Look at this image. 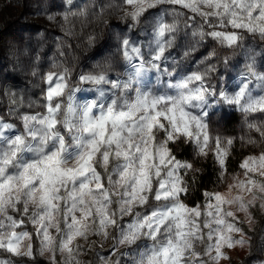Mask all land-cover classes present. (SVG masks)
Masks as SVG:
<instances>
[{
    "label": "snow or ice",
    "instance_id": "obj_1",
    "mask_svg": "<svg viewBox=\"0 0 264 264\" xmlns=\"http://www.w3.org/2000/svg\"><path fill=\"white\" fill-rule=\"evenodd\" d=\"M66 2L72 4V0ZM161 6L168 8L161 12ZM117 7L134 24L146 19L150 11H157L152 27L159 54L154 59L164 53L165 41L171 43L168 35L176 30V21L181 15L185 16L184 10L194 14L189 16L193 20L203 18L204 28L210 29L207 33L201 29V38L209 36L224 47L236 45L241 31L264 39V0H119ZM168 16L172 17V23L167 21ZM64 18L67 19V13ZM122 54L128 61L139 55L140 49L130 47L129 41L124 39ZM213 55L214 52L210 53L208 59ZM57 68L60 70H49L41 76L46 85L42 89V103L33 101L27 105L32 108L38 104L43 112L21 113L24 99L18 100L15 93H9L10 105L15 106L10 108L9 115L20 120L22 130L9 135L15 125L0 119V251L10 257L29 259H34L35 254L48 253L50 264H57L56 254L59 253L65 257L64 264H80L77 258L80 250L75 241L87 240L90 232L107 240L110 228L118 231L113 254L120 246H138V241L151 240V246L136 252L133 264H220L228 259L225 249L244 246L245 241L234 239L233 234H242L238 213L251 220V209L257 202L264 209V179H256L257 176L264 178V151L242 159L239 168L243 170L244 179L234 176L226 193L205 192L204 203L194 207L184 203L181 197L188 191L185 177L194 166L178 160L170 145L189 141L196 146L197 156L206 157L211 152L223 179L235 143L232 138L211 134L205 119L210 118V112H204L201 119L183 110L181 105L192 99L212 107L202 88L196 95L181 96L168 112L157 108L159 101L148 103L147 97L138 102L140 107L131 115L114 114L109 109L106 114L92 119L91 107H86L81 111L83 131L94 133L96 139L78 168L65 169L61 159L64 138L56 130L61 126L58 121L62 111L63 126L71 130L77 110L71 94L67 107L62 109L59 101L68 89L70 70L55 63L51 65V69ZM247 68L248 73L238 90L231 94L219 92V103L242 113L249 131L255 132L259 142L264 143V74L255 71L254 63H249ZM32 75L37 73L34 71ZM253 78L255 88L250 86ZM79 79L99 82L103 71L82 74ZM192 79L203 81L204 76L199 71L194 72L184 83ZM120 83L127 86L126 82ZM210 95L216 97L217 93ZM136 116L139 120L134 118ZM126 118L132 120L131 126L123 123ZM157 130L159 137L164 138L163 144L158 143ZM50 139L51 147L59 144L60 151L53 153L48 148L50 154L45 155L40 145L47 146ZM73 139L82 143L84 138ZM240 142L256 144L258 141L249 136L247 141L241 138ZM102 150L105 164L112 155L123 161L112 169L107 182L92 164ZM77 176L82 179L76 180ZM114 180L122 183L118 199L108 190ZM73 181L69 189L67 184ZM152 200L163 202V208H154L151 215H141L138 209L147 207ZM124 217L132 219L121 227ZM25 223L33 227V233L23 230ZM34 238L39 241L36 253ZM198 247L203 251H197ZM99 260L100 264H109L105 257ZM0 264H13V260L0 259Z\"/></svg>",
    "mask_w": 264,
    "mask_h": 264
},
{
    "label": "rangeland",
    "instance_id": "obj_2",
    "mask_svg": "<svg viewBox=\"0 0 264 264\" xmlns=\"http://www.w3.org/2000/svg\"><path fill=\"white\" fill-rule=\"evenodd\" d=\"M118 4L119 0H72L70 5L66 0H0V113H4V117L0 115V119L11 123L6 92L13 85V81L22 79L26 82L30 78L40 81L41 76L49 71L53 63L70 70L68 83L75 87L80 75L103 71L109 64H112L120 72L131 71V65L123 59L122 41L124 39L129 41L130 47H139L141 55L147 59L151 45L152 22L157 11H150L146 19L142 18L139 24H134L125 16L124 11L117 7ZM167 8L168 6H161L159 11L163 12ZM184 11L183 19L194 15L188 13L187 10ZM66 13L67 19L65 20ZM50 16L53 19L50 20ZM166 19L170 23L172 17L168 16ZM199 20V17L194 19V21ZM189 23L191 27L184 29L186 30L185 34L189 35L188 41L183 39L180 45L187 46L195 43L201 50L199 55L193 58L192 65L183 64L180 72L198 70L199 66L196 64L203 65L204 63L201 64V61L207 63L215 60V62H220L222 68H226L228 65L229 69L227 70L232 78L230 83L219 92L223 91L229 94L238 90L243 82V77L248 73L247 65L249 63H254L255 71L264 74V39H261L258 34L241 31L243 40L240 39L236 44L235 53L231 55L225 53L224 46L209 42L206 36L203 40L191 38L192 27L196 25L193 21ZM205 30L209 31L210 29L205 26ZM213 52L215 55L206 59ZM166 55L169 59L164 63L171 67L172 60L177 59L176 52L171 49ZM132 62L139 64L140 60L134 55ZM17 71L23 75L19 73L20 76H16ZM34 71L37 73L35 76L32 75ZM225 73H220L218 76L222 75L221 79H223ZM152 75L154 76V73ZM110 79L115 80L117 77L112 73ZM255 83L253 78L250 86L255 88ZM205 86L207 87V85ZM45 87L46 85H44ZM93 95L94 93L91 92L77 91L73 94V101L78 104L86 99H91ZM60 99L64 100V97ZM215 99L216 97H213V101ZM64 102L67 103L66 100ZM209 112L210 118L205 119L209 123L211 134L218 135L223 139H234L235 143L231 152L235 149L242 154L237 168L232 170V167H227V174L221 179V186L211 191L226 193L227 186L233 182L234 176L244 179L243 170L239 168L242 159L249 155H259L264 151V143L259 142V137L255 132L249 131L244 115L234 108L213 102ZM230 114L237 116L235 122L231 121ZM18 132L15 127L14 131L8 134L14 135ZM249 136L258 142L256 144L240 142L241 138L247 141ZM189 143L197 152L196 146ZM207 156H210L215 162L221 178L220 166L213 158V154L209 152ZM193 166V170L185 177L186 187L193 182L198 171L196 165L193 164ZM256 179L264 178L257 176ZM203 203L204 201L194 206ZM138 210L140 211V209ZM238 217V226L242 229V234L234 233L233 238L243 239L245 244L242 247L237 245L231 249H225L228 259L222 260L220 264H264V209H261L257 202V205L251 209V220L242 213H238ZM131 219V217H124L120 221L121 227L131 222ZM23 230L34 232L33 227L27 223ZM117 236L118 231L115 228H110L107 240L91 232L88 234L87 240H76L75 246H78L80 250L77 257L80 264H100V257L107 258L110 264H116L117 261L120 264H131L129 254L143 250L150 243L149 240H141L137 242L138 246H120L113 254L114 238ZM33 245L34 253H36L39 241L35 238ZM197 251L202 252V247H198ZM9 258L13 260V264H50L48 253L42 256L35 254L34 259H29L27 257H10L8 253L0 251V259ZM64 259L63 255L56 254L57 264H64Z\"/></svg>",
    "mask_w": 264,
    "mask_h": 264
},
{
    "label": "clouds",
    "instance_id": "obj_3",
    "mask_svg": "<svg viewBox=\"0 0 264 264\" xmlns=\"http://www.w3.org/2000/svg\"><path fill=\"white\" fill-rule=\"evenodd\" d=\"M183 17L184 14H182L180 19L176 21V30L168 35V40H170L171 43H168V41L164 42L166 45L164 48V53L160 55L159 59H154V57L159 54V47L156 43V36L154 35L153 27H151V45L147 53L148 58L144 59V57L141 55V49L139 47L137 48L140 49V54L135 56L140 60L139 64H133V58L126 61L123 57L127 64L131 65V71L120 72L115 69L112 64H109L105 66V70H103V79L99 82H81L78 78V82L76 83L75 87L68 83V89L65 92L64 100L59 101L62 104V109L67 107V103L64 101H67L69 94H71L73 97L75 92L83 90L94 93V95L91 99H86L78 104L72 101L74 109L77 111L76 119L73 121L74 127L71 130L64 128L63 111L60 114L58 122L61 126L56 130V132L64 138L61 159L64 161L63 167L65 169L78 168L88 153L89 148L92 146L93 141L96 139L94 133L83 131L81 111H83L86 107H91L92 119L99 118L101 115L106 114L109 109H112L114 114L126 113L131 115L132 113L136 112L137 107H140L138 102L144 97H147L148 103H151L154 100L159 101L156 105L157 108L162 112H168V110L180 100L181 96L196 95L197 91L201 88L204 91L205 99L209 105L212 106L213 102L219 104V97L216 96L215 101H213V96L210 95V93L216 92L214 85L211 88L205 86L209 81H211V75L217 71L216 65H208L202 69L198 67V70L191 72L179 71L180 68L183 67L182 62L188 61L192 54L197 50L195 43L187 45L184 49H181L180 58L178 60L173 59L171 62V67L166 66L164 63L169 59L166 53L170 52L171 49L176 47L177 33L180 31L181 25L191 27L189 22L193 21L196 26L192 27V31L190 33L191 38H199V40H203L204 38H201L199 35L200 30L203 29L205 33L208 32L203 26V18H200L199 21H194L191 17H188L187 19H183ZM172 22L173 20H171L170 23ZM204 23H207V21H204ZM241 40H243L242 36ZM200 63L203 64L204 62L201 61ZM49 70L59 71L60 69L50 68ZM197 71H199V73L204 76L203 81H196L192 79L187 84H185L184 82L189 77H191L194 72ZM112 73L116 75L117 79H110V74ZM153 73L154 76L152 75ZM120 82H126L127 86H125V83ZM114 84H118V86L113 87ZM181 85L184 86L181 87ZM36 106L39 105L37 104ZM181 106L184 111L189 113L190 116H196L201 119L204 118L203 113L209 112L211 109V107L206 106L204 103L196 99H192L190 102L183 103ZM134 118L139 120V116ZM123 123L125 125L131 126L132 120L126 118ZM109 130L112 131V129ZM157 136L159 137V130H157ZM74 137H83V142L81 143L79 140L73 139ZM163 142L164 138L159 137L158 143L163 144ZM184 142L188 143L189 141ZM52 144L53 141L50 139L47 146L40 145L43 150V154H50L48 152V148H51V152L53 153L60 151L59 144H57L56 147H51ZM102 156L103 150L97 155L96 159L92 161V164L99 171L100 176L104 178L105 182H107L108 178H110L113 174L112 169L123 163V161L117 158L115 155H112L110 161L105 164L103 162ZM28 162L31 163L32 161L29 159ZM80 179H82V177H76V180ZM73 183L74 181L69 182L67 187L72 189ZM155 183L156 181L154 178V186ZM108 190L114 193L115 199H118L122 194V183L118 182V180H114L113 186ZM154 208L162 209L163 202H156L155 200H152L148 203L147 207H140L139 212L141 215L145 213L151 215ZM133 210L135 211V208ZM149 241V246H151L152 242L151 240ZM124 247L128 246L124 245ZM135 257L136 253L129 254L131 264H133Z\"/></svg>",
    "mask_w": 264,
    "mask_h": 264
},
{
    "label": "trees",
    "instance_id": "obj_4",
    "mask_svg": "<svg viewBox=\"0 0 264 264\" xmlns=\"http://www.w3.org/2000/svg\"><path fill=\"white\" fill-rule=\"evenodd\" d=\"M186 26L181 25L180 31L177 33V42L176 47L173 48V50L176 52V58L179 59L181 55V49H184L186 46H181L180 43L183 39L188 41L189 35L185 34ZM210 31V30H209ZM209 42H214L215 44H218L216 41H214L211 37L206 36ZM193 44V43H191ZM197 50L192 54V56L189 58L188 61L182 62V64H188V66H191L193 62V58L196 55H199V51L201 50L198 45H196ZM237 47L236 45L232 47H224L223 50L226 54H234ZM201 55V54H200ZM195 65V63H194ZM199 68H202V66H208V65H216L217 71L212 74L211 80L206 85L207 87H212L214 85L216 93H218L221 89L226 87L230 81H231V75L228 73L229 66L227 65L226 68H222L220 62H215V60L208 61L207 63L204 62L203 65H199ZM204 68V67H203ZM226 72V73H225ZM22 74L21 72H16V76ZM220 73H225V77L221 79V76H218ZM23 75V74H22ZM16 79V78H15ZM44 88V84L42 83L41 79L34 80L32 78L29 79V81L24 82L22 79L13 81V85L10 86V88L7 90L6 94V102L8 101L9 106L8 110L10 112L11 107H15L14 105H10L9 100V93H15L17 99L23 98L25 106L20 109L21 113H35L37 111L41 112L43 111V108L37 107L35 104L32 108H28L27 105L30 102H38L42 103L41 97L43 95L42 89ZM8 112V114H9ZM1 116L4 117V113H0ZM231 115V114H230ZM10 116V122L15 125L18 131H20L21 128V122L19 119L16 118L15 115H9ZM237 120V116L232 114L231 115V121L235 122ZM173 155L180 161L190 162L194 165H196L198 171L195 174V177L193 179V182L187 187L188 191L187 193H183L181 196L184 203H186L189 206H194L197 203H200L204 201V193L205 192H211L214 189H218L221 186V178L218 172V168L215 164V162L212 160L210 156L206 157H200L196 155L195 150L193 149L192 145L188 142L185 143L184 141H179L175 144L170 145ZM242 154L240 151L233 149L231 152V155L227 159V167L231 168L232 170L237 168V164L241 159Z\"/></svg>",
    "mask_w": 264,
    "mask_h": 264
}]
</instances>
